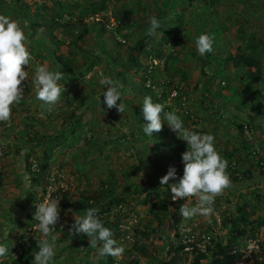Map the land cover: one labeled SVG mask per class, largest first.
Wrapping results in <instances>:
<instances>
[{
	"label": "rangeland",
	"instance_id": "rangeland-1",
	"mask_svg": "<svg viewBox=\"0 0 264 264\" xmlns=\"http://www.w3.org/2000/svg\"><path fill=\"white\" fill-rule=\"evenodd\" d=\"M23 1L33 7L43 5V3L51 7L55 0ZM100 1H105L107 10L93 18H90L86 11L87 15L83 17V21L93 27L92 33L84 40L78 41L79 51L82 50V52L73 55L76 59L73 68L75 70L81 67L86 69L88 64H86L83 53L92 51L98 53V57L96 56L94 59L96 63L86 75L74 77L71 87H66L65 91L62 88L61 98L51 110L36 99L32 79L34 70L39 65H47L50 70H57L58 67L53 65L51 57L48 58L34 52L37 54L36 57L33 50L28 47L31 60L29 66H23L26 71L28 70L27 80L22 81L21 85L24 88L23 98L19 104L12 106L9 121L0 122V244H4L9 250L19 242L25 232L44 238L35 227L37 222L35 220L32 222L31 217L34 219L36 206L43 202L46 196H50L58 202L60 198L58 192L63 188L69 191V195L73 199H79L87 193H96L99 202L93 203L94 207L98 209L99 218L106 227L112 230L113 238L118 245L124 247V252L119 257L98 256L97 249L90 246L89 238L86 235L79 234L72 237L69 235L70 226L74 223V216L79 217L83 213L77 214L70 210H60L59 221L55 226L57 239L54 264H97L100 260L105 264H163L167 258L168 250L177 248L180 244L185 245L184 239L181 236L177 237L178 234L180 235L179 228L191 222L194 217L183 218L177 224L172 216L176 211L172 212L170 209L167 216L159 223L158 220L162 217L160 206L172 195L170 189L166 185L165 189L161 188L160 184L156 185L154 183L156 181L153 180L154 174H148L147 181L140 180L141 177L130 168L133 166V161L128 159L137 154L134 148L136 145L134 140H138L135 137L136 130L138 135H144L141 126L146 123L142 113L143 98L146 95H151L154 97H152L153 102L160 103L156 99H162L164 91L169 92L171 88H176L183 95L182 98H185V108L179 103L176 104L177 101H169V97L161 104L167 112L174 110L176 113H181L184 117L181 119L186 127L193 131H205L212 134L210 130H198L197 127H200L202 122L213 126L218 124L219 127L223 125L225 132L229 134H232L233 131L236 132L237 139L243 145L241 127L251 121L254 123L255 130L260 131L261 138H263L264 86L256 83H242L239 78L246 70L237 72L232 68L231 63L226 64L225 72H222L224 78L227 77L226 82L224 78L218 77L212 85L216 92L221 93L219 97L212 98V94L205 96L203 86L196 92L192 89L200 80L210 84L211 81L204 74L210 75L209 70H216L217 66L210 65L211 68H207L208 62H215L218 56H228L229 53L232 56L236 55L240 48L245 49L249 42H255L250 38L254 34H257L258 40L260 39L262 43L263 51L260 57L264 63V0H218L219 15L207 31L211 37H213L212 33H218L216 35L221 41L220 43L215 41L219 44H214L213 41V51L204 56L199 55L196 51L194 40L201 34L197 29V21L201 15L205 16L206 14V11L201 10L198 5L199 3L205 5L206 0H198L200 2L196 1L192 4H189L187 0L184 2L181 0L179 5L182 6L175 4V7L179 6V13L182 12V8L185 9L181 34L185 41H183L182 47L176 48L173 38L172 40L169 38L168 46L159 43L162 33L158 32L154 39H158L156 49L163 52V58L155 59L148 52L139 56V60L149 65V68L157 67V72L160 74L159 81L162 82L161 84L166 83V87L154 85L150 80L155 89L149 88L152 91L149 93L145 90L148 89L146 86L148 80L145 82V89H143L142 77L134 76L131 72V86L122 85L120 88L122 90H120L121 101L125 105L123 113L118 112L115 107L107 109L103 104L100 108L97 101L92 102L89 99L93 98V95L96 99L105 87L99 83L102 76H110L121 84L117 78L118 71L124 67L121 64L131 58L130 49L134 47L137 39L146 35L149 18L156 16L154 5L157 0H96L97 3ZM140 2H145L147 6L143 4L138 7ZM128 8H134L135 12L133 16L127 15V17L138 20V23L129 30L127 35L126 30H123L122 34L126 37L118 35L117 32L114 34L115 31L112 33L116 24L113 13L115 10H121L122 15H126ZM168 12L172 13V6H169ZM66 18L70 19L69 26L67 24L65 27L55 30V35L59 40L71 43L74 37H78L80 33L78 24L80 20L79 16L72 12L68 13ZM101 23H106L107 29H110L105 34L99 30ZM222 24L225 25V28L223 32H220L218 28ZM171 28L175 29L176 26H171ZM42 37L39 34L35 39L44 42ZM43 45L45 44H42V47L37 46L35 49L40 50L41 53L46 49V46ZM167 54H172L177 61L175 67L169 72L165 70ZM99 59L102 60L99 61ZM114 60L117 65L112 67ZM110 61L112 62L110 63ZM109 66L112 67L110 71L108 70ZM60 70L62 69L60 68ZM64 74L65 79L59 83L65 87L70 81V76L66 72ZM182 74H186L189 80L185 81ZM167 85L169 86L167 87ZM71 98H75V100L71 101ZM101 100H103V96H101ZM197 102L206 104L210 110L218 113L219 119L216 120L215 116L211 115L203 120L199 115H196L193 104ZM119 103L120 101H117V104ZM175 104L176 106L173 107ZM72 112L80 118V123L74 132L70 128ZM168 127L165 125L160 134L169 136L171 132L167 130ZM213 128L215 129V127ZM155 133L159 132H154L153 135ZM42 138L44 142H39ZM169 156L172 158L173 155ZM181 158L182 156L178 159L173 157L167 160V164L173 161V167L176 168L178 162L182 161ZM152 160H156L159 167L163 166L161 160L158 161L155 157ZM41 163L47 164L48 170L42 174L40 184L37 185L32 182V177L33 174L39 172ZM25 174L29 177L30 183L28 184L24 181ZM126 175L128 176L126 177ZM248 182L250 180L246 183ZM49 186L53 191H57L49 194ZM153 188H156L157 195L155 193L151 195ZM127 189L130 192H127ZM142 189H145L144 194L141 192ZM254 190L257 192V198H253ZM254 190L247 188L239 194L236 192L225 193L223 196L218 194L215 212L221 216L222 222L244 202L247 203L251 219L264 218V194H259V188ZM110 194L112 198L107 196ZM255 199L257 200L255 205L249 203ZM152 204L158 206L153 212H151ZM134 218L137 219V224L133 222ZM222 222L217 225L214 240L227 244L229 232ZM129 229L134 236V242L126 240V231ZM141 229H144L145 232H142ZM250 241H255V245L259 246L264 241V228L260 230L256 238L247 237L242 241L241 252L248 253L250 251L248 248ZM192 245L184 251L182 260L178 264L192 263L194 256ZM140 247L146 249L143 254L138 251ZM205 254L207 259L202 264H211L210 252ZM258 255L257 253L254 257L252 256V259L250 258L251 260L242 261V264H254ZM6 258L7 255L0 257V261Z\"/></svg>",
	"mask_w": 264,
	"mask_h": 264
},
{
	"label": "trees",
	"instance_id": "trees-1",
	"mask_svg": "<svg viewBox=\"0 0 264 264\" xmlns=\"http://www.w3.org/2000/svg\"><path fill=\"white\" fill-rule=\"evenodd\" d=\"M181 0H157V3L155 6V15L160 21V28L157 29V31L152 34H147V28L149 26L146 25V35L144 37H141L137 39L138 41L134 45V47H131L130 49V56L131 58L129 61H126V63H122L121 65L124 66L122 69H118V75L117 78L121 81V85H130L131 86V80H130V73L133 72L134 76H141L143 86L142 88L145 89V82L147 80H152V83L154 85H162L166 87V83L161 84L162 82L159 81L160 74L157 72V67H153L152 69L149 68L150 66L147 64L142 63L139 60L140 55H145L147 52L151 53L152 57L155 59H162L163 52L156 49L157 41L158 39H154L155 35L158 32L162 33V37L159 39V43L165 44V46L169 45V38H172L175 40V47L178 48L181 45H183V41H185L182 34V17L184 13V8H182V12L179 13V5ZM189 4H192L193 2H200L198 0H187ZM218 0H206L205 5L199 3V8L206 11L205 16L200 17L197 21V29L200 33H207L210 36V33H208L209 26L216 21L217 16L219 15V7L217 5ZM184 2V0H182ZM54 5L51 7L48 5H37L36 7H33V5L26 3V1L23 0H0V15H7L11 18H15V20H18L22 26L23 29H25V35L28 40V45L31 50L34 52H37L38 55L42 54L47 56L48 58L51 57V60H53L54 66H59L64 72L67 73L69 78V82L65 85L66 87H71L72 82L74 81V77H81L87 74L88 71L92 69V66L95 65V57H98V53L96 51L83 53V56L86 58V65L87 68L83 69L82 67L80 69H74L73 65L75 62V58L73 57L74 54H80L82 52L79 51L80 48L78 47V41L84 40L87 36H89L92 33V26L85 23L84 16L89 14L90 18L95 17L98 14L104 13L107 10V4L105 1H100L99 3L96 2V0H55ZM147 6L145 2H140L138 7ZM175 4H178L179 6L175 7ZM152 6V5H148ZM169 6H172V13L168 12ZM137 9V7H136ZM78 10V11H77ZM82 13H80V12ZM87 11V13H86ZM75 13L79 16V25H80V33L78 37H74V40L71 43H65L62 40H59L58 37L55 35V30H58L62 27H65L67 24L69 26L70 19H67L68 13ZM135 12L134 8H128L126 9V15H122L123 13L121 10H115L113 13V16L116 20L115 27L112 29V33L117 32L118 35L126 37L129 30L134 27L135 24L138 23V20H132V18H128L127 15L133 16ZM126 16V17H125ZM168 19V20H167ZM68 20V21H67ZM71 26V25H70ZM171 26H176L175 29H172ZM106 23H101V26L99 27V30L101 33H106L109 31L107 29ZM225 28V25L222 24L218 29H220V32H223ZM123 30H126V35H123ZM43 36L42 41H37L35 37L38 35ZM218 33H212V38L214 41V44H219L220 39L216 35ZM186 37V36H185ZM189 38V37H187ZM251 41L252 39L255 42H249V44L246 46L245 49H239V52L232 56L231 53L229 55H224V57L218 56L214 61H210L207 63V68H211L212 66H217V69H210V75L207 73L204 74L206 78L209 79L210 84L207 82L200 80L196 85L193 86L192 91L196 92L199 91V88L203 86V91H205V96H212L219 97L221 96V93L218 91L216 92L212 85L213 82H215L216 78H224L223 71L225 72V69L227 67L226 64L231 63L232 68L237 72H242L243 70H246L245 73L242 74V76L239 78V80L242 83H256L258 85L264 86V63L261 60V53L263 51L262 43L260 39L258 40L257 34H254L253 36H250ZM215 41L219 43H215ZM42 44H45L43 46H46L44 51L41 53L40 50L35 49L37 46L42 47ZM160 44V45H161ZM182 47V46H181ZM37 54H34L37 57ZM137 54V55H136ZM72 56V57H71ZM39 57V56H38ZM200 59V58H199ZM102 59H99L101 61ZM112 61H110L111 63ZM176 59L172 56V54H167L165 57V70L167 72L171 71L175 67ZM204 62V61H201ZM113 65H117L116 61L112 63ZM109 66V71L112 68ZM119 66V65H118ZM183 79L185 81H188V77L186 74H182ZM226 78H224L226 82ZM65 77H63V80ZM228 81V80H227ZM170 85V83L168 82ZM167 85V87L169 86ZM171 88L170 90H172ZM121 90V89H120ZM127 90V89H126ZM147 92H152L151 90L145 89ZM169 90V91H170ZM122 91V90H121ZM201 92V91H200ZM208 92V94H207ZM202 93V92H201ZM204 93V92H203ZM62 95V92H61ZM181 97L178 98L176 101V104L180 103ZM93 98H90L89 100L94 102L96 101L94 95ZM153 97V96H152ZM122 98V95H121ZM154 98V97H153ZM168 98V91H164L162 95V99H156L158 102L162 103L164 100H167ZM71 101H74L75 98H71ZM97 103V102H96ZM176 104L173 106L175 107ZM165 105V104H164ZM168 108V106H167ZM172 108V107H171ZM173 110V109H172ZM164 112H167V110H164ZM163 115V113H162ZM181 118H184L181 113H177ZM140 116V114H139ZM138 116V117H139ZM70 128L74 132L75 129L78 127L80 123L79 116L76 117L75 113L72 112L70 115ZM249 125L253 126V122H248ZM203 133V132H202ZM241 133H242V127H241ZM136 135H138V131L136 130ZM39 142H44V139H40ZM243 149H246L248 151V154L250 155V147L246 143V141L243 139ZM233 160V158H232ZM238 160V159H237ZM230 161V160H229ZM47 164L41 163L39 165V172L33 174L32 182L35 184H40V177H42V174H45L47 172ZM242 170V169H241ZM243 176L245 177V181L248 179L250 180L253 176L251 173V169L242 170ZM264 175V174H263ZM128 175H126L127 177ZM236 182L238 181L236 178H234ZM1 182V181H0ZM1 184V183H0ZM127 192H130V190L127 189ZM141 192L144 194L145 189H142ZM156 188H153L151 191L152 194H156ZM60 198L57 202V206L60 210H66L71 211L73 213L81 214L84 213L85 209L89 207H94V203L99 202L97 200L96 193H87L85 196L83 195L79 199H73L69 195V191H62L60 190L58 192ZM157 195V194H156ZM112 198V195H107ZM97 200V201H96ZM124 201V199H122ZM146 202V201H145ZM149 204V203H147ZM181 204L177 205V211L172 214L173 220L175 223H180L183 220V217L179 213V207ZM158 208L157 204H152L151 209L155 211ZM162 217L158 220L159 223L167 216V214L170 212V209L166 205L160 206ZM32 222H35L34 219L31 217ZM223 226L225 228H228L229 232V238L227 241V244H223L222 242L215 241L213 239V249L210 250L211 254V264H242L244 253L241 252V243L242 241L249 237V238H256L258 233H260V230L264 228V218L262 217H256L255 219H251V215L248 211L247 203H243L242 205L238 206L236 211L229 216L225 217L223 220ZM146 235V234H144ZM177 237L180 238V235L178 234ZM42 238H40L39 235L35 236V234L29 235L27 232H25L19 239V242L14 244L11 248H9L7 258L3 261H0V264H34L33 261V254L38 250L37 243ZM25 241V242H23ZM85 244V243H84ZM86 245V244H85ZM186 245L180 244L177 248H172L166 252V260L163 262V264H178L182 260V256L185 253ZM139 252L143 254L146 249L145 247L138 248ZM193 260L191 264H202L203 261L207 259V255L205 253H202L200 251L194 250L193 251ZM258 256L256 257V260L254 264H264V241H262L259 245V252ZM56 259V258H55ZM55 259L50 262V264L55 263ZM97 264H105L102 260H100Z\"/></svg>",
	"mask_w": 264,
	"mask_h": 264
},
{
	"label": "clouds",
	"instance_id": "clouds-1",
	"mask_svg": "<svg viewBox=\"0 0 264 264\" xmlns=\"http://www.w3.org/2000/svg\"><path fill=\"white\" fill-rule=\"evenodd\" d=\"M159 28V19L156 16L150 17L147 34H154ZM194 44L201 56L213 51V38L207 33L198 35ZM27 45L28 40L21 23L7 15H0V122L9 121L12 106L19 104L23 98L24 88L21 85L28 77V70L26 71L23 66H29L31 60ZM64 75L59 66L57 70H50L47 65H39L34 70L32 84L35 97L48 106L49 110L60 100L62 88L65 91L64 85L59 83ZM99 83L105 86L101 94L96 97L100 108L103 104L107 109L115 107L118 112L123 113L125 105L121 101L120 82L105 75L100 78ZM117 101L120 103L117 104ZM142 113L146 121L141 125L145 136L152 138L153 133L159 132L166 121L177 137L187 144V150L182 153L181 158L182 176L177 177V169L170 166L166 175L160 178L161 188L165 189L166 185L170 189L173 201L196 198L195 205L190 203L180 205L179 213L183 218L189 219L198 214L209 217L214 212L212 205L216 195L231 184L226 172L228 162L216 150L214 135L186 127L176 111L164 112V106L153 102L151 95L143 98ZM142 175L141 172L140 176ZM170 180L173 182L169 183ZM24 181L26 184L30 183L27 174L24 176ZM59 213L57 201L47 196L36 206L35 227L44 238L37 243L38 250L33 254L34 264H50L56 254L55 226L59 221ZM79 234L89 238L90 246L97 249L100 257H119L124 252V247L117 244L112 230L101 221L98 209L95 207L85 209L79 217L74 216L69 235L72 237ZM254 247H256L255 243L250 241L249 250ZM8 251L4 244H0V257H5Z\"/></svg>",
	"mask_w": 264,
	"mask_h": 264
},
{
	"label": "crops",
	"instance_id": "crops-1",
	"mask_svg": "<svg viewBox=\"0 0 264 264\" xmlns=\"http://www.w3.org/2000/svg\"><path fill=\"white\" fill-rule=\"evenodd\" d=\"M198 96V95H196ZM196 96H194L196 98ZM200 98V97H199ZM194 113L196 115H199L203 120L208 118V116H215L216 120L219 119L220 115L218 113H214V111L210 110V108L202 103L197 102L193 104ZM215 123V122H214ZM167 126V122L164 121V124L162 126V129L160 130L161 133L163 132V127ZM215 127V129L213 128ZM194 128H196L194 126ZM223 125L219 127L218 124H214V126L209 123H201L200 127H197L199 130H210L212 134L215 137V148L218 151V153L221 155V157L227 161L233 159H238L240 169L247 170L251 169L253 171V176L250 179V182L246 183L247 181L243 182H236L233 177L230 176L231 184L229 187L222 190L221 193H219V196H223L225 193H234L236 194L241 193L243 190H254L259 188V194H264V170H260V168L257 165V160L255 158H252L246 149H243V145H241V141L237 139L236 132H231L232 134H229L228 132H225ZM171 133L169 136L161 135L160 131L158 134L153 135V140L151 137H147L145 135H135L138 140L135 141V150L137 154H134L132 157H130L128 160L133 161L131 169H133L134 173H137L140 176V173L142 172L143 175L140 176V180L147 181L148 180V174H154L153 180L156 185L160 184V178L164 176L169 167H173V161L169 162L167 164V160L172 159L175 157L178 159L180 156H182V153H184L187 150V144L185 141L180 140L176 133H174L170 127L167 128ZM215 130V131H214ZM195 131V130H194ZM197 132H203L205 131H197ZM216 132V133H215ZM160 134V137H159ZM258 134L262 135L260 131H258ZM140 136V138H139ZM243 141V139H242ZM257 141H262V139L257 138ZM152 142V144H150ZM150 144V145H149ZM152 146V148H151ZM151 148V149H150ZM169 155H173L172 158ZM153 157L157 159L158 161L161 160V167H159L156 160H152ZM139 160V161H138ZM138 162V163H137ZM165 164V165H164ZM154 170V171H153ZM151 172V173H150ZM145 176V177H144ZM145 183V182H144ZM169 183H172L169 181ZM253 191V198H257V192ZM259 199V198H258ZM256 199L254 201H249V203L255 205Z\"/></svg>",
	"mask_w": 264,
	"mask_h": 264
},
{
	"label": "built area",
	"instance_id": "built-area-1",
	"mask_svg": "<svg viewBox=\"0 0 264 264\" xmlns=\"http://www.w3.org/2000/svg\"><path fill=\"white\" fill-rule=\"evenodd\" d=\"M146 86L147 88L155 89V86L151 85L150 80H148ZM173 93H175V95H173ZM180 95L181 93L179 89L173 88L172 90L168 92L169 101L170 100L176 101L178 98L181 97ZM185 102L186 101L184 97L180 99V103L184 108L186 106ZM242 137L250 147V150H249L250 156L257 160V165L260 168V170H264V137L261 138V135L258 134L255 128L249 125L248 123L244 124L242 127ZM257 138L262 139V141L258 142ZM227 162H228V166H227L226 172L229 175V177L231 176L233 178H236L238 181H241V182L245 181V177L243 176V171L240 169L238 160L231 159L230 161H227ZM176 169H177V177L182 176L183 174L182 161L178 162ZM251 173L254 174L253 171H251ZM247 180L249 181L248 177H247ZM56 191L55 190L53 191L51 186L48 187L49 194L54 193ZM62 191L65 192L66 190L63 189ZM217 198L218 197L216 195L213 205H212L214 212L209 217L201 216L198 214L194 216L191 222L179 228L180 236L181 238L184 239V244L186 245L185 250H188L192 244H193L191 247L192 250H197L202 253L210 252V250L213 249L212 241L214 239V232L217 229V225L221 224L222 222L221 216L215 212V207L218 202ZM196 202L197 201L195 197L186 198L184 200L173 201L170 196L169 200L166 201L163 205L168 206L169 209H171V211L173 212V211H177L176 206L179 204L190 203L191 205H195ZM133 222L137 224V219L134 218ZM141 230L142 232H145L144 229H141ZM126 240L132 241V242L135 241L133 234L130 232V229L126 231ZM186 242L189 244H187ZM253 249L254 250H250L248 253H244L243 261L251 260L254 257V255L259 252L258 245L254 247Z\"/></svg>",
	"mask_w": 264,
	"mask_h": 264
}]
</instances>
